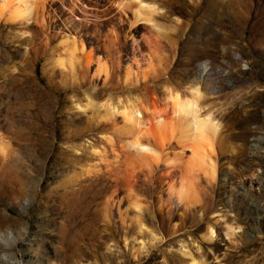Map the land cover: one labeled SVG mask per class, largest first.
<instances>
[{
  "label": "rangeland",
  "instance_id": "rangeland-1",
  "mask_svg": "<svg viewBox=\"0 0 264 264\" xmlns=\"http://www.w3.org/2000/svg\"><path fill=\"white\" fill-rule=\"evenodd\" d=\"M65 1L47 6L58 24L47 40L35 22L0 20V264H264V99L251 96L264 91V40L247 44L232 19L241 11L256 21L261 0L248 12L236 0H148L152 24L136 28L117 21L126 0H73V11ZM75 24L91 61L84 71L79 54L71 76L53 61ZM193 84L229 149L200 208L167 191L175 178L165 156L150 172L133 169L130 135L118 129L123 109L165 114L166 88L183 95ZM236 149L243 157L230 160Z\"/></svg>",
  "mask_w": 264,
  "mask_h": 264
},
{
  "label": "bare ground",
  "instance_id": "bare-ground-1",
  "mask_svg": "<svg viewBox=\"0 0 264 264\" xmlns=\"http://www.w3.org/2000/svg\"><path fill=\"white\" fill-rule=\"evenodd\" d=\"M51 1L54 3L59 1L61 2V5L63 2H66L65 0H38L37 6H35L37 8L31 15V0H0V20L11 23H19L23 26L35 22L38 33L41 34L45 40H47L54 35V32H56L55 28L58 25L57 19H54L52 17L53 15L51 16L47 12V6ZM107 1L115 3L114 0ZM236 1H238L239 6L248 12L247 5L252 2L251 0ZM75 3L76 2L73 0H69L67 3L70 11H73L75 8ZM261 4L262 8L260 11L263 15H261V17L254 22L252 21V17L246 16L245 12L243 13L240 11V13L232 15V19L236 21L235 25L238 26L235 31L236 35L238 37L241 36V38H245L247 44L264 40V0H261ZM116 9L118 11L117 21L119 23H123L125 21L128 23L130 28L135 27L140 23L152 24L153 15L157 11L155 4L148 0H126L124 3L119 1ZM109 13L111 12L109 11ZM123 15L125 18L122 17ZM216 17L218 18V15ZM220 21L221 20L217 21V23ZM109 22L110 21H102L101 23L102 25H105L109 24ZM109 25L110 26L108 28L112 27L114 23H110ZM77 26L79 25L75 24L72 28L70 27L71 29H67V32H63V34L61 33L62 36L60 37L58 43L60 44V49H62L65 56L58 54L56 59L53 61L55 62L54 65L56 64L57 67L59 66L63 69L67 68L65 71H68V74H71V76L75 71L74 67L76 66L75 64H77L80 56L79 62L84 71L87 70L91 61V50L89 51L91 45L88 48L86 46V42L82 40L81 37H78L77 32L80 31L81 26L79 29ZM88 26L85 25L84 28L87 29ZM114 27L115 26H113V28ZM71 30L74 33H72ZM20 34H27V30H21ZM114 34L117 35V33ZM129 38L132 43L135 41L132 35H130ZM146 40L149 42L148 38ZM217 40L220 42L221 38L218 36ZM113 42V44H115V40ZM240 48L239 53L241 55H245L243 46H240ZM208 56L209 53L206 50H202L198 57L201 60H205ZM226 62L231 63L232 60L227 58ZM93 73L97 75L100 73L99 65H96ZM186 89V92L182 95L178 91L166 88L165 101H168V109H166L167 111L165 114L154 112L150 117H143V119L141 113L139 112L140 110L135 109V107L133 109H129L128 107V109H123L122 114L124 116V123L121 126H118V129L119 131H125L123 133H128L130 135L129 139L126 141V157L129 159L127 160L129 164L132 165L133 169L137 166L142 169L145 168L147 172H150L152 167L156 165L159 160L161 161V158L165 156L164 161L165 166L168 169L167 174H169V176L172 175L175 178V181H173V178L171 179L169 177L171 181L167 184V191L174 196L173 198H175V201L180 205L188 208L189 205L194 206L198 204L196 207L199 206L200 208L203 203L201 193L206 191L207 184H210L214 180L217 165L218 167H221L222 165V162H220L222 154L228 153L227 150L229 149L224 150L223 145H221L220 139H225V136L219 132V124L214 122L213 118H211L209 114L202 115L200 113L199 99L202 94L199 85L193 84L188 86ZM251 96L256 101H260L264 99V91L257 90L255 94H252ZM87 102L89 105L93 106L91 102ZM255 105V108L257 109L259 104L256 102ZM104 113L105 114L102 118H107L109 117L107 115H112L107 113V111ZM254 119L255 120L253 121L255 122L259 121V118ZM29 136L31 135H28V137ZM1 142H3L2 139ZM1 142L0 151L3 150L2 146H4ZM186 149L189 150L187 151V154L184 153ZM168 150L171 151H169L172 153L171 155L168 154ZM236 152L230 154V160L243 157V149H236ZM133 172L134 170H132L131 176L133 175ZM139 202L140 201L138 200L133 201L132 205L139 209V207H141ZM196 211H199V214H201L203 210L198 209ZM225 230L226 234L233 233V228L229 224L226 225ZM203 235L207 239H211L213 236V228L210 225H207L204 229ZM196 263L197 262L192 257L189 261H187V264Z\"/></svg>",
  "mask_w": 264,
  "mask_h": 264
}]
</instances>
